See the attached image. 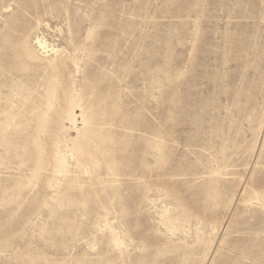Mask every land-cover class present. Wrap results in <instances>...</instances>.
I'll list each match as a JSON object with an SVG mask.
<instances>
[{
	"label": "rangeland",
	"instance_id": "obj_1",
	"mask_svg": "<svg viewBox=\"0 0 264 264\" xmlns=\"http://www.w3.org/2000/svg\"><path fill=\"white\" fill-rule=\"evenodd\" d=\"M259 55L264 0H0V264H264Z\"/></svg>",
	"mask_w": 264,
	"mask_h": 264
},
{
	"label": "bare ground",
	"instance_id": "obj_2",
	"mask_svg": "<svg viewBox=\"0 0 264 264\" xmlns=\"http://www.w3.org/2000/svg\"><path fill=\"white\" fill-rule=\"evenodd\" d=\"M185 4L187 5L189 11H193L194 10V7L191 5V2H185ZM103 23H104L103 20H98L96 22V24H95V33H96L95 36H98L99 35V33L101 31V27L103 26ZM237 40H238V36L235 38V41H237ZM242 41L243 42H247L248 40L245 38ZM37 42H38L39 46L42 49L46 50L48 48V45H47L46 41H43L40 38H38ZM263 56L264 55H259V56L256 57L257 59H259V62H257V65L254 66V69H252V72L249 71L250 73H253V74L258 75L259 77H262V80H264V68H263L264 67V57ZM243 64L247 68L252 63L250 64L249 62H245ZM236 65L238 66V63ZM69 66H70L69 61H65L62 66L61 65H57V66H54L53 65V67L57 71H59V72H57L58 75L61 73V71L64 68H68ZM240 72L241 71L238 70L236 72V74L238 75V73H240ZM52 82H51V84H52ZM25 83L28 84V85H30L29 81L28 82L25 81ZM51 87H52V85H51ZM63 114L64 115H69V118H66V116H64V115H58L56 121L53 124L54 127H57L59 129H61V128L64 129L65 124L67 123V125H68V122H71L73 124L72 127H74V129L76 130V132H79L82 129L81 126L83 124V120L78 121L77 118H76V116L72 112H69V113L68 112H65ZM83 131H84L83 132V136L86 137V135H87L86 129L84 128ZM70 144L71 145L73 144L76 147V142L74 140H70ZM258 199H259L260 206L264 209V199H262L260 196H258Z\"/></svg>",
	"mask_w": 264,
	"mask_h": 264
}]
</instances>
